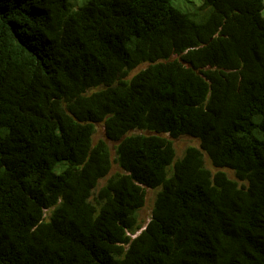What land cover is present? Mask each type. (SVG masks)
<instances>
[{"label": "trees", "instance_id": "obj_1", "mask_svg": "<svg viewBox=\"0 0 264 264\" xmlns=\"http://www.w3.org/2000/svg\"><path fill=\"white\" fill-rule=\"evenodd\" d=\"M0 264H264V0H0Z\"/></svg>", "mask_w": 264, "mask_h": 264}, {"label": "rangeland", "instance_id": "obj_2", "mask_svg": "<svg viewBox=\"0 0 264 264\" xmlns=\"http://www.w3.org/2000/svg\"><path fill=\"white\" fill-rule=\"evenodd\" d=\"M196 2L198 4H200L202 2V0H172V3L174 6L185 10L187 5H190V2ZM83 4V0H79V5ZM148 64H143L138 66L136 69H134L128 76L131 77L133 74H135L136 72H138L141 69H144L145 67H147ZM100 138H104V126L101 123H97L96 124V133L94 135V141L96 142L98 139ZM173 143L176 149V154L177 157H181L185 151V149L188 146H200V141L199 139L192 137V136H188V135H182L179 136L177 138L173 139ZM109 145L111 147V154H112V158L115 157V149H114V143L109 142ZM205 163L206 166L209 167L213 172H215L218 168L212 166L211 162L209 161V159L205 158ZM119 169V166L117 165V163L114 162L113 164V168H112V172L116 171ZM227 170V169H225ZM228 175L230 178H236V176L234 175L233 171L231 170H227ZM105 182V179L100 180L99 186H101L103 183ZM146 203L144 205V207L140 210L139 215L140 218L142 220V224L145 226L146 223H148V221L151 218V213H152V206H153V202H154V198L157 192V189H152V188H146Z\"/></svg>", "mask_w": 264, "mask_h": 264}, {"label": "clouds", "instance_id": "obj_3", "mask_svg": "<svg viewBox=\"0 0 264 264\" xmlns=\"http://www.w3.org/2000/svg\"><path fill=\"white\" fill-rule=\"evenodd\" d=\"M138 233V232H137Z\"/></svg>", "mask_w": 264, "mask_h": 264}]
</instances>
